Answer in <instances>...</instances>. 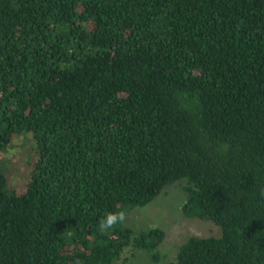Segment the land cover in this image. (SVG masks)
Listing matches in <instances>:
<instances>
[{
	"label": "trees",
	"instance_id": "16d2710c",
	"mask_svg": "<svg viewBox=\"0 0 264 264\" xmlns=\"http://www.w3.org/2000/svg\"><path fill=\"white\" fill-rule=\"evenodd\" d=\"M180 178L220 234L168 264H264V0H0V264L157 261L98 221Z\"/></svg>",
	"mask_w": 264,
	"mask_h": 264
},
{
	"label": "rangeland",
	"instance_id": "374dc122",
	"mask_svg": "<svg viewBox=\"0 0 264 264\" xmlns=\"http://www.w3.org/2000/svg\"><path fill=\"white\" fill-rule=\"evenodd\" d=\"M22 149L23 144L18 142L6 151V156L10 157L9 165L13 169L9 177L10 181L18 178V173L23 172L25 167V153ZM183 183L184 178L174 180L166 184L147 203L134 206L126 211L125 224L133 228L158 226L164 231L163 239L157 247L159 253L157 261L150 259L143 250L126 246L122 255L127 261L135 264H168L174 259L179 244L188 235L220 234V227L210 219L184 216L180 212V205L186 196L182 187ZM18 185L21 186L20 181Z\"/></svg>",
	"mask_w": 264,
	"mask_h": 264
},
{
	"label": "clouds",
	"instance_id": "9594fccd",
	"mask_svg": "<svg viewBox=\"0 0 264 264\" xmlns=\"http://www.w3.org/2000/svg\"><path fill=\"white\" fill-rule=\"evenodd\" d=\"M127 220V213L124 210L110 211L98 221V230L105 233L117 225H123ZM75 264H80V261H75Z\"/></svg>",
	"mask_w": 264,
	"mask_h": 264
}]
</instances>
